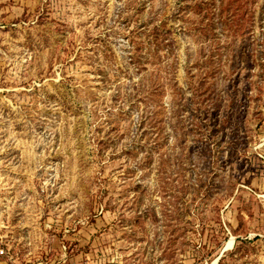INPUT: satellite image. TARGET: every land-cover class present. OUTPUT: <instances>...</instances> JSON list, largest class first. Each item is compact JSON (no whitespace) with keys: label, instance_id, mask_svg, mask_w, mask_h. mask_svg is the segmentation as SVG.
Instances as JSON below:
<instances>
[{"label":"rangeland","instance_id":"1","mask_svg":"<svg viewBox=\"0 0 264 264\" xmlns=\"http://www.w3.org/2000/svg\"><path fill=\"white\" fill-rule=\"evenodd\" d=\"M194 4L0 0L17 264H264V0ZM202 69L212 94L190 110L174 87L190 98Z\"/></svg>","mask_w":264,"mask_h":264},{"label":"trees","instance_id":"2","mask_svg":"<svg viewBox=\"0 0 264 264\" xmlns=\"http://www.w3.org/2000/svg\"><path fill=\"white\" fill-rule=\"evenodd\" d=\"M196 6L202 5V0H194ZM152 36L154 38V43H165L168 38L167 35L169 34V28L165 26V22L161 21L158 24L152 25L151 28ZM159 40V42L157 41ZM155 44V45H156ZM157 53L161 50L160 48H157ZM160 54V53H158ZM189 78L192 79L190 81L188 89L190 93V98H187V93L185 90L180 88V86H175L173 93L177 95L178 101L182 100V105L187 108L188 104H190L189 109L194 110V108L201 109V106H203V103L205 100H208L211 97L212 94V88L210 86L211 82H206L207 77H210L209 71L202 69L201 71H198L196 80L194 79V75L190 74L188 75ZM206 84L205 87L203 85ZM236 241L239 239V236L236 235Z\"/></svg>","mask_w":264,"mask_h":264},{"label":"built area","instance_id":"3","mask_svg":"<svg viewBox=\"0 0 264 264\" xmlns=\"http://www.w3.org/2000/svg\"><path fill=\"white\" fill-rule=\"evenodd\" d=\"M0 257L5 258L7 264H17L15 262V258L13 253L10 252V248L6 247V244L2 242V239H0ZM34 264H80L75 261H66L65 259L60 260H52V261H44V262H38Z\"/></svg>","mask_w":264,"mask_h":264},{"label":"crops","instance_id":"4","mask_svg":"<svg viewBox=\"0 0 264 264\" xmlns=\"http://www.w3.org/2000/svg\"><path fill=\"white\" fill-rule=\"evenodd\" d=\"M0 264H7L5 258L3 257H0Z\"/></svg>","mask_w":264,"mask_h":264},{"label":"water","instance_id":"5","mask_svg":"<svg viewBox=\"0 0 264 264\" xmlns=\"http://www.w3.org/2000/svg\"><path fill=\"white\" fill-rule=\"evenodd\" d=\"M223 250L225 251V250H226V248H224ZM219 258H221V256H219V257L217 258V260H218ZM217 260H216V261H217Z\"/></svg>","mask_w":264,"mask_h":264}]
</instances>
